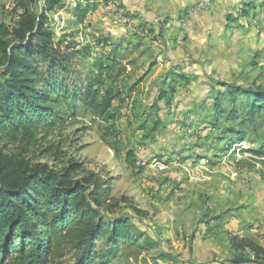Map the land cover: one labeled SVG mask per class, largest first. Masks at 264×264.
Listing matches in <instances>:
<instances>
[{
    "label": "rangeland",
    "instance_id": "obj_1",
    "mask_svg": "<svg viewBox=\"0 0 264 264\" xmlns=\"http://www.w3.org/2000/svg\"><path fill=\"white\" fill-rule=\"evenodd\" d=\"M15 4L0 0L8 28L18 24ZM45 7L44 0L30 5L61 50L73 53L69 83L85 85L99 62L109 65L99 89L116 95L114 118L79 103L54 128L1 135L0 173L8 175L0 185H19L37 170L66 174L86 192L100 180L104 193L93 191L94 208L107 222L125 221L130 238L94 264H264L234 246L245 237L264 248V111L252 119L227 115L231 90L264 91V0H60ZM97 246V255L109 248ZM75 253L67 247L52 264H74Z\"/></svg>",
    "mask_w": 264,
    "mask_h": 264
},
{
    "label": "trees",
    "instance_id": "obj_2",
    "mask_svg": "<svg viewBox=\"0 0 264 264\" xmlns=\"http://www.w3.org/2000/svg\"><path fill=\"white\" fill-rule=\"evenodd\" d=\"M5 1L16 3L19 20L12 28L0 22V136L21 128H54L67 116H74L79 103H84L94 116L112 120L110 107L116 95L106 89L100 96L99 89L104 84L102 73L109 65L99 62L98 75L87 77L85 85L77 78L69 83L73 53H64L61 43L53 41V32L44 28L43 14L31 11L30 5L38 0ZM59 2L44 0L45 8L52 9ZM71 45L75 44L70 43L67 51ZM21 55L38 66L23 67ZM17 67L30 77L23 78ZM38 84L41 89L36 88ZM227 96L232 106L227 115L232 118L240 115L252 119L264 111V91L238 88ZM218 112L226 113L221 109ZM132 157L130 153L128 160L133 165ZM7 175L0 173V178ZM14 183L12 180L0 185V264H52L53 258L70 246L76 252L74 264L104 262L113 256L119 242L130 238L125 221L107 222L94 208L92 201L97 195L93 191L99 187L104 193L100 180L95 181L93 191L86 192L79 180L71 182L66 174L37 170L19 185ZM99 240L109 248L97 255ZM234 246L248 248L256 259L264 260V248L248 238L236 237Z\"/></svg>",
    "mask_w": 264,
    "mask_h": 264
}]
</instances>
